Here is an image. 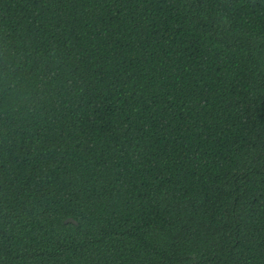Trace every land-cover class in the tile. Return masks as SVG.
Masks as SVG:
<instances>
[{
	"label": "trees",
	"instance_id": "16d2710c",
	"mask_svg": "<svg viewBox=\"0 0 264 264\" xmlns=\"http://www.w3.org/2000/svg\"><path fill=\"white\" fill-rule=\"evenodd\" d=\"M0 264H264V0H0Z\"/></svg>",
	"mask_w": 264,
	"mask_h": 264
},
{
	"label": "water",
	"instance_id": "95a60500",
	"mask_svg": "<svg viewBox=\"0 0 264 264\" xmlns=\"http://www.w3.org/2000/svg\"><path fill=\"white\" fill-rule=\"evenodd\" d=\"M63 222H73V223H76V221H75L73 218H71V217H67V218H65V219L63 220Z\"/></svg>",
	"mask_w": 264,
	"mask_h": 264
}]
</instances>
